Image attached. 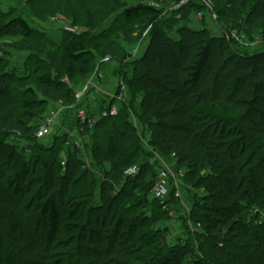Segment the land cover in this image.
Here are the masks:
<instances>
[{"label": "trees", "instance_id": "1", "mask_svg": "<svg viewBox=\"0 0 264 264\" xmlns=\"http://www.w3.org/2000/svg\"><path fill=\"white\" fill-rule=\"evenodd\" d=\"M153 1L154 5L139 2L123 10L126 24L140 22L143 31L150 27L144 38L127 30L125 36L113 40L124 60L132 56L128 47L141 38L147 42L135 61L143 70L141 108L150 117L149 146L174 155L178 167H186L184 181L196 191L191 216L199 244L209 252L193 264H264V45L249 44L242 51L237 41L227 37L232 28L242 32L260 25L258 37L264 44V0H223L215 14L232 25L228 31L214 35L207 26L194 29L185 23L176 38L161 22L177 20V12L164 15L163 0ZM197 5L190 2L178 13L184 18L185 9ZM3 37H18V49L48 55L58 78L51 73L37 76L38 91L28 88L16 111L12 108L15 89L0 74V264H71L75 260L83 264H187V246H168L164 232L153 222L128 218L117 210L109 180L102 185L100 201L93 204L89 196L71 191L88 179V170L75 144H67L68 133L54 136L40 182L32 176L42 163V154L35 155L32 165L24 160L33 149H43L37 132L47 117L48 98L68 108L78 102L64 77L71 76L77 66L90 65L96 46L83 37L72 38L60 45L59 58L56 44L37 38L22 18L0 26ZM16 80L23 81L21 77ZM124 82L130 89L129 82ZM113 104L114 98L104 109ZM118 115L101 120L85 133ZM73 126L77 129V117ZM127 126L136 132L130 123ZM119 145L109 136L107 150L95 145V159L102 165L109 158L114 171L136 161L139 172L134 176L140 180L150 170L152 154L139 144L125 154ZM138 201L144 203L147 196ZM62 233L70 236L62 240Z\"/></svg>", "mask_w": 264, "mask_h": 264}, {"label": "rangeland", "instance_id": "2", "mask_svg": "<svg viewBox=\"0 0 264 264\" xmlns=\"http://www.w3.org/2000/svg\"><path fill=\"white\" fill-rule=\"evenodd\" d=\"M222 1L208 0L213 8L212 11L215 12L217 5ZM139 2L155 4L153 0H0V26L14 23L19 18L26 20L34 29L37 38L48 39L56 44L59 58L62 56L60 45L72 38L83 37L89 40L91 47L96 46L94 49L95 58L90 65L82 69L77 66L71 76L64 77V81L74 88L77 97H79L78 102L73 108H68L67 105L63 106L57 100L48 98L47 116L52 111H61L60 116L52 134L40 138L39 143L43 147L42 151L33 149L31 153L25 154L24 160L32 165L36 154H42V163L44 160H48V150L54 144V136L58 133L71 135L76 132L73 123L77 117V111L89 114L99 113L112 100L120 82H129L130 89L128 88L126 100L122 104H117L119 115L116 118L100 125L93 132L74 134V137L77 136V140L83 143V147L78 149L77 155L86 165L88 179H84L71 191L89 196L92 198L91 203L93 204L100 201L102 185L105 180H109L114 188L112 194L116 198L117 210L128 218L139 217L153 222L164 232L168 246H187V264H193L196 258H204L209 252V248L207 250L200 246L196 235V226L193 216H191L195 207L196 191L190 183L184 181L186 167L179 168L174 155L169 156L153 150L149 146L150 131L147 121L150 117L144 115L141 108L144 99L141 83L143 70L135 61L143 55L147 42L144 41L140 45L135 43L128 47V51H133L136 48L137 53L124 60L123 51L113 40L117 35L125 36L127 30L138 32L139 36L145 34L144 26L140 22L128 25L123 16L126 5L131 6ZM172 3L174 0H163L160 7L166 8ZM198 11L203 12L202 17L198 16ZM184 15L185 17L179 20L170 19L165 23L161 22L168 28L170 36L178 37L179 26L185 23L194 29L207 26L214 35H222L223 30L228 31L232 27L226 19L218 14H215L217 17L211 15L210 10L206 6L201 7L200 4L185 9ZM260 34V25L243 29L241 32L242 41H237V47L243 51L249 44L257 47L263 46V41L258 37ZM18 39V37L0 39V74L15 89L16 98L12 108L16 111L19 110V100L26 98L25 92L28 88L38 91L37 76L51 73L55 78H58L57 70L51 64L48 55L39 54L28 48L18 49L15 46ZM102 52H105V55ZM16 77H21L23 81H17ZM127 122L136 128V132L129 129ZM111 135L119 141V149L125 154L129 152V149L133 152L138 144L144 151L152 154L150 170L140 180L136 181L135 176L126 174L130 167L136 165V161L131 162L130 167H121L120 170L114 171L109 158L105 159L102 165L95 159V145L99 144L107 150ZM11 140L18 139L13 137ZM56 145H59V141ZM58 156L61 160L65 159V155L62 153ZM15 160L20 162V158ZM42 163L38 164L32 176L37 182H40L46 172L44 163ZM164 169L168 170L170 174L168 197L165 199L167 200L165 203L159 199L155 200L152 189H148L153 180H158L159 174ZM57 170L61 173L58 165ZM177 187L181 192L180 198L175 196L174 190ZM143 195L147 196V201L141 204L138 197L143 198ZM69 234L62 233L61 239L68 238ZM71 264L83 263L81 261L77 263L75 260ZM121 264L132 263L123 261Z\"/></svg>", "mask_w": 264, "mask_h": 264}, {"label": "built area", "instance_id": "3", "mask_svg": "<svg viewBox=\"0 0 264 264\" xmlns=\"http://www.w3.org/2000/svg\"><path fill=\"white\" fill-rule=\"evenodd\" d=\"M190 2H198L199 4H202L206 6L212 15H215V12L212 11L213 8L209 4L208 0H181L177 3L172 4L171 6L165 8L164 10V15H168L171 12H177L176 18L181 19L182 15L179 12V10L187 5ZM198 16L202 17L203 12L199 11ZM216 16V15H215ZM217 17V16H216ZM150 27L146 30L145 34L143 35V38L148 34ZM136 36H139L138 33H135ZM227 37L229 39H233L235 41H242L241 40V32H239L238 29L232 28L229 30ZM139 45L142 43V38L137 42ZM138 45V46H139ZM137 53L136 48L132 51V56H135ZM128 92V86L124 81H121L113 98L116 101V104H113L111 107L104 109L100 111L99 113H86L84 111H80L77 115L78 119V127L76 129L75 133H72L70 135V140L67 142V144H70L73 142L75 144L76 149H81L83 147V143L80 140H77V136L74 137V134H82L85 133L86 129L88 128H94L97 126V124L110 116H115L118 114V106L117 104L123 103L126 100ZM79 98V97H78ZM61 111H52L46 118L45 120L40 124L38 132H37V137L38 138H44L48 135L52 134V130L54 129V126L56 124V121L58 117L60 116L59 114ZM65 164V162L63 163ZM139 172V169L137 166H132L130 167L126 174L128 175H136ZM169 177L170 174L168 170L164 169L161 171V173L158 176L157 182L154 184L152 188V194L155 198L160 199V200H165L168 197V185H169ZM175 196L180 198L181 197V192L179 187L176 188L175 190ZM263 218H264V213H263Z\"/></svg>", "mask_w": 264, "mask_h": 264}, {"label": "crops", "instance_id": "4", "mask_svg": "<svg viewBox=\"0 0 264 264\" xmlns=\"http://www.w3.org/2000/svg\"><path fill=\"white\" fill-rule=\"evenodd\" d=\"M188 26H189V24H188Z\"/></svg>", "mask_w": 264, "mask_h": 264}]
</instances>
